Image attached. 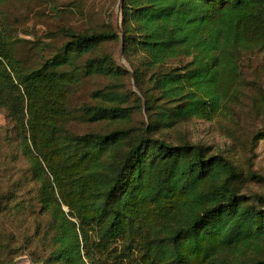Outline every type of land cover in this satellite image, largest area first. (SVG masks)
I'll return each instance as SVG.
<instances>
[{"label":"trees","instance_id":"obj_1","mask_svg":"<svg viewBox=\"0 0 264 264\" xmlns=\"http://www.w3.org/2000/svg\"><path fill=\"white\" fill-rule=\"evenodd\" d=\"M120 9L123 46L144 54L158 94L148 102H161L150 128L130 124L132 111L115 89L126 71L97 55L118 35L62 29L63 53L26 70L0 27V113L48 217L35 262L264 264V192L246 190L247 181L264 178L250 165L242 173L221 151L152 132L233 115L252 84L241 60L264 53V0H120ZM177 59L189 62L163 70ZM83 75L115 84L81 109L106 130L65 129L70 89ZM258 100L264 107V92ZM263 139L264 127L247 140L251 158Z\"/></svg>","mask_w":264,"mask_h":264},{"label":"rangeland","instance_id":"obj_2","mask_svg":"<svg viewBox=\"0 0 264 264\" xmlns=\"http://www.w3.org/2000/svg\"><path fill=\"white\" fill-rule=\"evenodd\" d=\"M0 27L26 70L40 68L63 53L67 39L60 32L62 29L76 33H115L118 39L100 45L97 55H109L115 66L126 74L118 85L101 76L83 75L70 89V117L65 129L77 134L106 130L109 125L105 121L89 122V115L81 109L83 105H95L94 93L112 85L123 93L126 107L132 111L131 125L150 128L154 123V113L161 102H148L150 96L156 98L158 94L149 84L151 73L145 69L144 54L123 46L120 0H1ZM88 57L83 56L77 64L82 66ZM187 62L189 59L171 60L163 70ZM240 67L245 79L252 84L246 86L245 92L243 90L241 103L236 105L230 118L193 119L170 129L156 126L152 132L155 137L173 144L189 141L208 146L213 152L221 151L242 173L250 165L264 178V139L255 144L253 158L247 141L264 127V107L258 100L264 92V53L243 57ZM247 180L245 176L244 183ZM37 188L13 129L0 113V264H41L35 262L40 253L38 235L40 228L47 225L48 217L39 212ZM246 190L262 194L264 183L247 181Z\"/></svg>","mask_w":264,"mask_h":264}]
</instances>
